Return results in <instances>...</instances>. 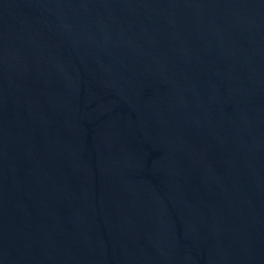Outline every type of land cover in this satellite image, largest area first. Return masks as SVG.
Returning a JSON list of instances; mask_svg holds the SVG:
<instances>
[{
	"label": "water",
	"instance_id": "95a60500",
	"mask_svg": "<svg viewBox=\"0 0 264 264\" xmlns=\"http://www.w3.org/2000/svg\"><path fill=\"white\" fill-rule=\"evenodd\" d=\"M0 264H264V0H0Z\"/></svg>",
	"mask_w": 264,
	"mask_h": 264
}]
</instances>
